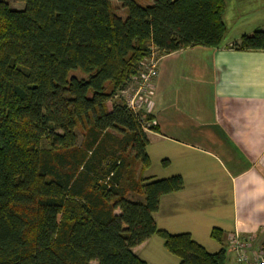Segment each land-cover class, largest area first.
<instances>
[{"label":"trees","instance_id":"trees-1","mask_svg":"<svg viewBox=\"0 0 264 264\" xmlns=\"http://www.w3.org/2000/svg\"><path fill=\"white\" fill-rule=\"evenodd\" d=\"M16 1L0 0V264H147L132 249L152 236L178 264H226L227 246L156 226L183 180L142 176L151 116L120 97L151 50L219 48L225 0ZM231 48L264 52V28Z\"/></svg>","mask_w":264,"mask_h":264},{"label":"crops","instance_id":"crops-1","mask_svg":"<svg viewBox=\"0 0 264 264\" xmlns=\"http://www.w3.org/2000/svg\"><path fill=\"white\" fill-rule=\"evenodd\" d=\"M242 35L227 36L219 48L163 55L147 111L146 153L150 159L156 144L165 165L142 176L183 180L180 191L160 198L153 220L170 234L188 233L208 252L214 228L223 232L221 247L233 231L264 238V52L232 49ZM156 238L135 246L134 255L147 264H178Z\"/></svg>","mask_w":264,"mask_h":264},{"label":"built area","instance_id":"built-area-1","mask_svg":"<svg viewBox=\"0 0 264 264\" xmlns=\"http://www.w3.org/2000/svg\"><path fill=\"white\" fill-rule=\"evenodd\" d=\"M160 58L151 50L149 57L141 62L138 77L133 78L130 85L120 92L126 108L135 115L140 111L147 113L151 107L153 82L157 77ZM226 246L237 264H264V242L257 243L255 235L244 236L233 231L226 236Z\"/></svg>","mask_w":264,"mask_h":264},{"label":"rangeland","instance_id":"rangeland-1","mask_svg":"<svg viewBox=\"0 0 264 264\" xmlns=\"http://www.w3.org/2000/svg\"><path fill=\"white\" fill-rule=\"evenodd\" d=\"M6 1L9 6L12 9H22L24 4L19 3L16 0H4ZM144 1V0H143ZM227 9L226 13L224 14V22L225 26L227 28V34L226 37H232V36H238L239 34H248L256 29L264 28V0H225ZM144 4V3H142ZM141 4V5H142ZM119 15H122V12L118 10ZM230 34V35H229ZM161 59V58H160ZM159 59V61H160ZM74 75L82 76L79 74V72H73ZM118 102V101H117ZM150 160L151 164L149 169V172L152 170L153 173H157V171H162L163 165L165 163L163 162V157H161L158 153V149L156 144L153 145L150 150ZM174 163L172 162V165ZM167 166L164 167L166 169ZM159 241V248L164 255L167 257H171V259H175L178 263V259L173 257L172 255L168 254L166 250L163 247V242L160 238H156ZM224 246H226V236L224 238ZM258 241V240H257ZM208 250L209 252H212L211 250H218L219 248H222L221 245L217 242H210L207 239ZM264 242V238L262 241H258L257 243ZM235 262V258L233 254L227 252V260L226 264H229L230 262ZM91 264H96L95 262H92ZM237 264V263H236Z\"/></svg>","mask_w":264,"mask_h":264}]
</instances>
